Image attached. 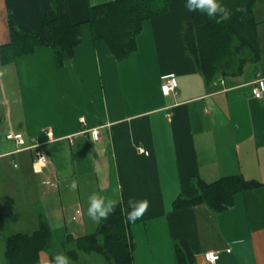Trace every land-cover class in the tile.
<instances>
[{
    "label": "crops",
    "instance_id": "crops-1",
    "mask_svg": "<svg viewBox=\"0 0 264 264\" xmlns=\"http://www.w3.org/2000/svg\"><path fill=\"white\" fill-rule=\"evenodd\" d=\"M109 1L67 0L71 21L80 23L68 64L57 66L48 46L0 60V264H8L7 236L30 234L43 219L50 248L95 232L99 223L86 214L93 191L127 207L130 198L147 201L129 226L134 264H264L262 187L235 193L221 211L206 204L174 208L196 178L242 175L264 183V96L255 98L251 84L264 76V0H255L253 10L258 60L238 75L211 78L185 48L192 12L184 0L146 20L136 49L120 61L87 21L90 6ZM43 14L54 15L49 0H0V46L11 40L10 21L38 31ZM171 75L177 87L164 94ZM8 134H20L24 145ZM184 243L188 263L176 257V245ZM50 248L38 264H50ZM207 251L218 260L208 261Z\"/></svg>",
    "mask_w": 264,
    "mask_h": 264
},
{
    "label": "trees",
    "instance_id": "trees-1",
    "mask_svg": "<svg viewBox=\"0 0 264 264\" xmlns=\"http://www.w3.org/2000/svg\"><path fill=\"white\" fill-rule=\"evenodd\" d=\"M173 0H112L88 8V19L94 38L104 40L116 60L126 59L136 49V37L146 20L165 14ZM232 12L220 24L196 12L184 24L183 40L187 52L195 60L205 78L216 73L238 75L248 62L259 58V39L254 17L255 0H221ZM53 16L43 14L38 31H32L10 21L11 40L0 46V60L7 62L30 54L36 46H48L54 51L57 66L68 64L80 42V23L69 16L67 0H49ZM262 187L264 183L247 180L242 175H229L213 181L196 178L190 188L174 201L181 209L206 204L221 211L233 202L235 193ZM129 208L117 202L114 211L99 223L95 232L79 238H69L61 244L70 248L66 253L73 259L79 252H97L109 264H134L133 242L127 221ZM138 220V219H137ZM136 220V221H137ZM52 232L43 219L32 233H14L6 238L5 256L8 264H38L41 251L52 245ZM183 248H182V247ZM180 263L192 260L185 243L176 245ZM52 256V255H51ZM50 256V258H51Z\"/></svg>",
    "mask_w": 264,
    "mask_h": 264
},
{
    "label": "clouds",
    "instance_id": "clouds-1",
    "mask_svg": "<svg viewBox=\"0 0 264 264\" xmlns=\"http://www.w3.org/2000/svg\"><path fill=\"white\" fill-rule=\"evenodd\" d=\"M184 7L189 12H196L207 18L214 19L215 23L220 24L227 21L232 12L225 7L221 0H184ZM69 187L75 190L76 184L72 182ZM117 205V200L108 198L103 194L91 192L87 197L86 214L89 219L95 223L106 220ZM127 221L135 222L146 210L147 201L130 198L128 200ZM44 264H48L47 261ZM50 264H72L68 254L58 252L51 256Z\"/></svg>",
    "mask_w": 264,
    "mask_h": 264
},
{
    "label": "built area",
    "instance_id": "built-area-1",
    "mask_svg": "<svg viewBox=\"0 0 264 264\" xmlns=\"http://www.w3.org/2000/svg\"><path fill=\"white\" fill-rule=\"evenodd\" d=\"M252 84V93L255 98H262L264 96V76L257 74L256 78L251 82ZM177 87V81L174 75L168 76L164 79L162 83L161 89L164 94H169L171 92H175ZM98 129L94 128L91 130L92 136L95 138L98 137ZM9 137H12L16 140L18 144L24 145L25 140L20 134H8ZM38 145V144H37ZM37 145H34L36 147ZM138 151L144 154H148V151L139 146ZM37 160L41 163H45L47 161L46 155L40 150H36L35 152ZM204 257L210 262H216L219 258V254L215 251H207L204 254Z\"/></svg>",
    "mask_w": 264,
    "mask_h": 264
},
{
    "label": "rangeland",
    "instance_id": "rangeland-1",
    "mask_svg": "<svg viewBox=\"0 0 264 264\" xmlns=\"http://www.w3.org/2000/svg\"><path fill=\"white\" fill-rule=\"evenodd\" d=\"M50 252L54 255L58 252H65L66 250L70 249V248H65L60 246H56V247H52L50 248ZM67 254V253H66ZM96 254V253H95ZM70 257V256H69ZM99 258V259H97ZM72 264H75L77 262V264H109L105 258L102 255L96 254V255H88L87 253H80V256L78 257V259H72L70 257Z\"/></svg>",
    "mask_w": 264,
    "mask_h": 264
}]
</instances>
